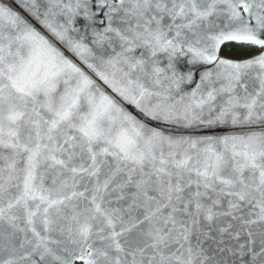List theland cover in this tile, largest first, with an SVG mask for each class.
I'll use <instances>...</instances> for the list:
<instances>
[{"label": "snow or ice", "instance_id": "obj_1", "mask_svg": "<svg viewBox=\"0 0 264 264\" xmlns=\"http://www.w3.org/2000/svg\"><path fill=\"white\" fill-rule=\"evenodd\" d=\"M24 7L65 51L0 7V264H264V133L176 138L121 104L264 124V0ZM226 42L261 51L220 59ZM189 53L214 69L181 94Z\"/></svg>", "mask_w": 264, "mask_h": 264}, {"label": "water", "instance_id": "obj_2", "mask_svg": "<svg viewBox=\"0 0 264 264\" xmlns=\"http://www.w3.org/2000/svg\"><path fill=\"white\" fill-rule=\"evenodd\" d=\"M31 0H0V7H6L10 10L18 13L23 19L27 20L33 27H35L38 31H41L42 34L48 36L50 39H53L51 37V34L47 32V30L43 27V25L40 23L39 20L35 19L33 15L29 13V11L24 7L25 3H30ZM6 22H0V28H3ZM53 42L56 44L57 47H60L62 51H65L63 46L59 44L58 41H55L53 39ZM236 43L242 45V43L238 42H226L221 46V48L226 44ZM221 48L218 52V56L220 59H227L233 62H243L244 60L250 59L256 55H258L260 52L253 54V56L242 58V59H236V58H228L221 54ZM66 55H69L71 57L72 54L65 53ZM159 59L162 66L167 65V55L166 54H159ZM192 61V55L185 54L181 55L175 60V69L179 74H186L189 71L193 73V80L191 83L184 82L180 85V93L181 94H187L190 93L197 84L200 83V76L204 72L208 70L214 69V65H207L203 62H191ZM74 62H78V58H74ZM86 69V65L83 66ZM90 73V70H87ZM91 74V73H90ZM93 75L94 79H97L98 83H101L98 78H96ZM216 87L220 86V82H216ZM105 91H107L109 94L115 96V94L111 93L110 89H107L106 86H104ZM177 99H179V96H177ZM220 102V98H217V104ZM122 106L131 113L133 116H135L139 121L144 123L149 128L159 129L162 130L165 135L172 136L176 138H191V139H219L223 137H241L246 136L252 133H264V124L261 123H253V124H232L230 121L225 123H207V120H205L204 123H193L190 126L186 125L183 121L179 123H165L163 121L159 120H153L149 117L145 116L143 113H141L139 110H137L134 106L129 105L127 102H121ZM205 115H207V110L205 109Z\"/></svg>", "mask_w": 264, "mask_h": 264}, {"label": "trees", "instance_id": "obj_3", "mask_svg": "<svg viewBox=\"0 0 264 264\" xmlns=\"http://www.w3.org/2000/svg\"><path fill=\"white\" fill-rule=\"evenodd\" d=\"M260 51L261 49L256 46H250L246 44L240 45L236 43L226 44L221 48V54L223 56L236 59L250 57Z\"/></svg>", "mask_w": 264, "mask_h": 264}]
</instances>
